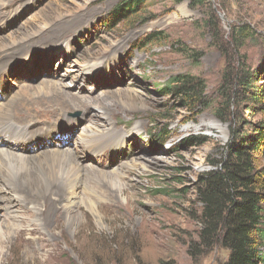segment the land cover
Wrapping results in <instances>:
<instances>
[{
	"label": "rangeland",
	"instance_id": "obj_1",
	"mask_svg": "<svg viewBox=\"0 0 264 264\" xmlns=\"http://www.w3.org/2000/svg\"><path fill=\"white\" fill-rule=\"evenodd\" d=\"M127 1L13 0L0 9V42L36 25L43 14L59 17L45 36L53 34L54 38L46 42L39 38L27 51L21 46L12 48L11 55L0 60L5 63L0 71L6 69V99L47 82L89 101L64 109L65 117H57L59 121L53 124L51 140L40 135L33 144L17 149L30 155L69 149L83 165L112 175L136 159V166L132 164L120 179V193L117 188L112 190V201L90 197L94 208L86 204L73 207L74 227L68 228L62 219L54 235L21 228L20 238L0 248V264L227 261L229 252L220 243L207 246L202 241L200 179L216 169L213 162L222 159L231 128L239 124L238 119L231 120L232 111L242 118L245 130L264 125V97L260 106L235 100L224 118L218 116L227 59L215 44L226 42L234 26L251 28L253 37L232 58L259 73L257 86L264 94V0H206L205 6L195 8L189 0L181 4L148 0L137 16L113 27L112 14ZM159 32V46H142L147 36ZM181 74L204 81L208 109L190 112L180 107V100L162 92L172 77ZM2 94L0 89L1 100ZM125 94L133 97V107L109 101ZM99 101H104V118L110 128L122 138L92 153L79 137L97 122H92V114L102 112ZM36 117L40 120L34 130L55 116L48 112ZM162 131L167 132L166 138ZM200 137L205 144H187ZM257 162L264 168V149Z\"/></svg>",
	"mask_w": 264,
	"mask_h": 264
},
{
	"label": "bare ground",
	"instance_id": "obj_2",
	"mask_svg": "<svg viewBox=\"0 0 264 264\" xmlns=\"http://www.w3.org/2000/svg\"><path fill=\"white\" fill-rule=\"evenodd\" d=\"M11 1L13 0H0V9ZM50 16L43 14L36 25H31L28 30L16 32L14 37L1 41L0 60L4 56H10L12 52L9 50L12 48L21 46L22 50L27 51L31 44H38L37 40L43 39L40 41L46 42L54 38L53 34L49 36L50 38L45 37L51 30V25L59 19L56 15ZM0 65L5 63L1 62ZM4 72L6 73V69L0 71V89L3 90L4 98L3 100L0 98V248L2 249L5 243H10L13 238H20L21 228L26 226L53 235L61 229L62 219L68 228L74 227V217L70 216L73 207L86 204L93 209L95 204L90 197L98 200L107 198L112 201L114 199L112 190L120 188V179L125 177L127 169H131L132 164L136 162L135 159L131 165L124 166V170L120 168L112 175L91 165H83L80 157H76L69 149H50L35 155L19 151L20 146L33 144L40 135H45L51 140V133L55 131L53 124L59 121L57 117L60 120L65 117L64 109L77 103H83L85 106L89 101L87 98L83 102L79 96L47 82L35 87L32 85L16 92L12 98L6 99L7 76L3 74ZM132 99L131 95L125 94L119 97L114 95L109 101L133 107ZM104 101H99V105H103L102 108L100 107L102 112L92 114L94 118L92 122H97L79 137L81 143H84L88 149H93L92 153L98 146L109 145L114 143L112 140L115 138H122L120 132L110 128V122L104 118L106 112ZM39 104L42 106L40 107ZM48 112L54 114V119L48 120L47 125L44 124L34 130V125L40 120L36 115L48 114ZM103 124L107 126L106 129L100 128ZM27 150H30L29 147ZM120 191L121 189L119 193ZM59 213H63L64 216H59ZM0 255H2L1 251Z\"/></svg>",
	"mask_w": 264,
	"mask_h": 264
},
{
	"label": "trees",
	"instance_id": "obj_3",
	"mask_svg": "<svg viewBox=\"0 0 264 264\" xmlns=\"http://www.w3.org/2000/svg\"><path fill=\"white\" fill-rule=\"evenodd\" d=\"M147 1L130 0L121 4L111 16L113 27L137 16ZM172 1L181 4L187 0ZM189 1L191 8L206 4V0ZM160 35L159 32L147 36L142 46H159ZM252 37L251 28L244 24L234 26L226 42L215 44L227 59L220 90L223 104L218 116L221 119L235 100H249L250 104L260 106V98L264 97L257 86L259 73L251 72L245 63L232 58L241 54ZM162 92L180 100V107L190 112L210 107L204 81L190 75L172 77ZM231 117L234 122L238 119L239 124L231 128V139L223 149V157L213 162L215 170L206 172L200 179L202 188L198 199L203 204L200 219L204 227L201 237L204 245L218 242L228 250L225 264H264V168L257 162V156L264 149V125L245 130L242 118L235 116L233 111ZM161 133H164L162 138H166L167 132ZM195 142L203 145L206 140L192 138L187 144L195 145Z\"/></svg>",
	"mask_w": 264,
	"mask_h": 264
}]
</instances>
